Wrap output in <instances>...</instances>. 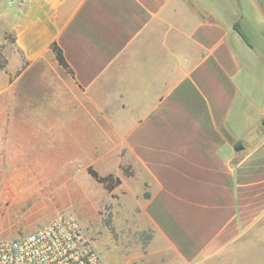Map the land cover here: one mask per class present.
<instances>
[{
	"label": "crops",
	"instance_id": "1",
	"mask_svg": "<svg viewBox=\"0 0 264 264\" xmlns=\"http://www.w3.org/2000/svg\"><path fill=\"white\" fill-rule=\"evenodd\" d=\"M5 7L14 51L0 102L32 110L22 106L40 105L33 89L63 90L70 108L79 102L90 113L87 167L120 178L112 192L122 206L137 202L136 227L149 235L134 248L125 241L106 264H262L264 0ZM53 43L73 76L58 65Z\"/></svg>",
	"mask_w": 264,
	"mask_h": 264
},
{
	"label": "rangeland",
	"instance_id": "2",
	"mask_svg": "<svg viewBox=\"0 0 264 264\" xmlns=\"http://www.w3.org/2000/svg\"><path fill=\"white\" fill-rule=\"evenodd\" d=\"M6 3L0 0V64L4 67L10 51H14V39L5 31L2 15ZM3 73L4 68H0V91L5 86ZM50 89H33L39 94L38 111L31 104L22 108L32 110H20V102V109L11 111L10 103L0 102V238L27 233L61 213L71 212L105 262H110L112 250L122 248L125 241L134 248L145 242L149 233H140L136 227V200L130 197L122 206L117 190L107 192L86 172L89 160L85 149L91 144L86 143L90 128L85 121L90 113L79 102L70 108L68 94L62 90L59 96L56 89ZM256 98L260 104L261 95ZM18 99L21 101L20 96ZM95 100L100 107V96ZM95 112L100 118V110ZM107 162L111 168L114 160ZM245 260L243 256L241 262Z\"/></svg>",
	"mask_w": 264,
	"mask_h": 264
},
{
	"label": "built area",
	"instance_id": "3",
	"mask_svg": "<svg viewBox=\"0 0 264 264\" xmlns=\"http://www.w3.org/2000/svg\"><path fill=\"white\" fill-rule=\"evenodd\" d=\"M0 264H106L78 218L64 212L11 238H0Z\"/></svg>",
	"mask_w": 264,
	"mask_h": 264
},
{
	"label": "trees",
	"instance_id": "4",
	"mask_svg": "<svg viewBox=\"0 0 264 264\" xmlns=\"http://www.w3.org/2000/svg\"><path fill=\"white\" fill-rule=\"evenodd\" d=\"M234 30L237 31V33L243 38V40L249 45V41L247 39V37L245 36V34L243 33V31L241 30L240 26L238 23L234 24ZM51 51L53 52L55 59L58 63V65L68 74H70L71 76H73V71L70 68V66L68 65V63L66 62L62 51L60 50V48L53 43L50 46ZM0 68H4L3 64H0ZM124 173L126 175H130V172L127 171V169H123ZM86 172L87 174L98 184H101L102 187L107 191V192H112L115 188H117L120 184H121V180L119 177L113 175V174H108L105 176H101L99 175V173L92 167V166H88L86 168ZM149 194L148 193H144V198H148Z\"/></svg>",
	"mask_w": 264,
	"mask_h": 264
}]
</instances>
